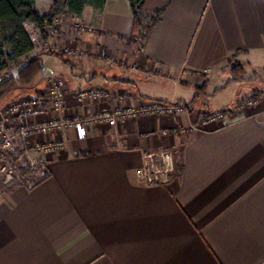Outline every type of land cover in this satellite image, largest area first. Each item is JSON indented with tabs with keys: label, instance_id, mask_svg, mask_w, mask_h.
Segmentation results:
<instances>
[{
	"label": "crops",
	"instance_id": "obj_1",
	"mask_svg": "<svg viewBox=\"0 0 264 264\" xmlns=\"http://www.w3.org/2000/svg\"><path fill=\"white\" fill-rule=\"evenodd\" d=\"M49 3L35 0L41 14ZM158 9L140 52L121 38L133 29L128 0L85 6L76 15L84 28L66 18L59 37L52 22L47 27L51 50H88L68 60L71 71L79 68L63 79L70 112L107 106L76 104V90L88 86L128 93L118 107L162 101L187 109L94 125L82 139L66 131L64 150L43 157L46 177L31 186L0 184V264H264V0L143 5L145 15ZM99 49L135 68L96 60ZM46 87L15 86L0 107ZM253 96L255 105L244 104ZM206 113L223 116L185 134L169 131ZM42 139L29 147L39 158L34 147ZM162 149L173 153L175 171L166 185H145L136 174L142 153Z\"/></svg>",
	"mask_w": 264,
	"mask_h": 264
},
{
	"label": "built area",
	"instance_id": "obj_2",
	"mask_svg": "<svg viewBox=\"0 0 264 264\" xmlns=\"http://www.w3.org/2000/svg\"><path fill=\"white\" fill-rule=\"evenodd\" d=\"M75 18L76 15H74ZM39 32L31 35L37 48ZM59 52L68 57H82L88 53L85 49L68 46L59 47ZM93 57L96 60L108 64L119 62L112 55H104L101 49L95 51ZM23 57L12 62L0 73V82L9 79L12 71H16L26 62ZM135 68L134 64L128 65ZM130 95L124 91H109L101 87L88 86L78 88L75 92L76 104L85 106L87 101H102L107 106L94 112L80 114L69 111L67 105L66 83L62 78H50L47 87L38 95H21L7 101L0 107V184L8 186L16 181V166L18 159L11 158V152L17 144L29 145L35 137H44L35 144L38 153L47 156L64 150V141L60 135L66 131H74L77 139L86 136L87 130L94 125H107L115 127L128 119L146 114L149 116H175L187 109L184 103L162 101H140L136 105L118 107L116 104L130 99ZM258 96H253L244 101V104L253 106L257 103ZM223 113H206L198 115L195 123L189 126L179 125L169 131L185 134L189 129L197 125H207L221 120ZM168 130H162L161 135H166ZM56 135L57 137H52ZM175 171L173 153L162 149L149 150L142 153V161L136 169V174L145 185L163 186L168 184Z\"/></svg>",
	"mask_w": 264,
	"mask_h": 264
},
{
	"label": "trees",
	"instance_id": "obj_3",
	"mask_svg": "<svg viewBox=\"0 0 264 264\" xmlns=\"http://www.w3.org/2000/svg\"><path fill=\"white\" fill-rule=\"evenodd\" d=\"M106 0H52L48 11L41 14L35 6V0H0V73L10 63L16 62L34 51L35 45L31 38L32 31H38L44 43V50L39 55L28 58L20 66L15 75L0 82V95L5 91L17 86L21 88H32L42 71L41 56L43 54L56 55L66 64L69 63L65 56L51 50L47 45V27L51 24L53 17L60 6L74 15H80L85 6H92L101 10ZM146 0H128L133 14V29L130 35L121 38L128 43H134L138 52L143 47V41L149 28L157 22L162 14V9L155 10L150 15H145L143 5ZM239 64H232L233 79L240 76ZM46 173L45 176L46 177ZM42 177L41 179H43ZM39 179V180H41ZM35 181L32 185H34Z\"/></svg>",
	"mask_w": 264,
	"mask_h": 264
},
{
	"label": "rangeland",
	"instance_id": "obj_4",
	"mask_svg": "<svg viewBox=\"0 0 264 264\" xmlns=\"http://www.w3.org/2000/svg\"><path fill=\"white\" fill-rule=\"evenodd\" d=\"M42 2L46 1V0H40ZM52 3V0H50V3ZM41 9H44V5H40ZM64 7L60 6L58 8L57 13L55 14V16L52 19V24L55 27V33L56 36L59 37L60 32L57 31V27H61L60 25H62L63 20L66 18H69L70 21L72 22V24L77 27L78 29H83L85 23L82 20H79L78 18H71L70 16L68 17V14H66V12L63 11ZM35 32L38 31H32L31 35L35 34ZM42 48L44 50V43L41 40V37L39 35L38 37V42H37V48ZM63 47V46H62ZM88 53V50H85ZM94 53V52H93ZM101 53H103L104 55H106L107 51H105L104 49L101 50ZM65 59L71 61L73 58L76 57H68L66 55ZM116 60H118L119 62H122L124 60L122 59H118L116 58ZM41 65H42V71L40 73V75L38 76L37 80L35 81V86L32 88H29V90L33 89V88H40L44 85H47L48 81L50 78L53 77H57V78H62V79H68L71 77L72 72H77L79 70L78 67H75L76 71H71V63L70 64H66L62 61V59H60L58 56L56 55H49V54H43L41 56ZM116 65H120V63H117ZM121 66V65H120ZM123 67V66H122ZM126 67V66H124ZM127 67H129L127 65ZM238 71V69H235ZM16 71H12L11 75H15ZM239 77V76H238ZM258 91V90H256ZM6 91L0 95V104H2L5 100H7L9 98V96H11L13 93H11L10 95H8L6 97L5 95ZM258 95V93H256ZM255 94V95H256ZM35 149V148H34ZM33 150V149H32ZM36 151V149H35ZM33 152V151H32ZM38 153V151H36ZM40 154V153H39ZM44 155L41 154V158H39L38 156H36L33 153H31V150L29 148V145L26 144H17L14 149L11 152V158L12 159H18L19 162H17V166H16V183L21 182L23 184H25L26 186H31L35 181L41 179L42 177L45 176L46 173V160H44Z\"/></svg>",
	"mask_w": 264,
	"mask_h": 264
}]
</instances>
